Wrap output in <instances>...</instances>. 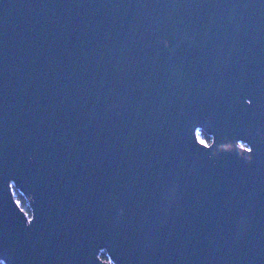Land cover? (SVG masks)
<instances>
[{
    "label": "water",
    "instance_id": "obj_1",
    "mask_svg": "<svg viewBox=\"0 0 264 264\" xmlns=\"http://www.w3.org/2000/svg\"><path fill=\"white\" fill-rule=\"evenodd\" d=\"M0 261L264 264V0H0Z\"/></svg>",
    "mask_w": 264,
    "mask_h": 264
},
{
    "label": "trees",
    "instance_id": "obj_2",
    "mask_svg": "<svg viewBox=\"0 0 264 264\" xmlns=\"http://www.w3.org/2000/svg\"><path fill=\"white\" fill-rule=\"evenodd\" d=\"M200 136L201 139H203L205 142H209L210 141V137L204 133L203 131L200 132ZM14 197L17 200L18 204L26 211L29 212L28 206H27V202L26 199L16 190H14ZM100 255H102L105 259L106 254L104 252H101Z\"/></svg>",
    "mask_w": 264,
    "mask_h": 264
},
{
    "label": "rangeland",
    "instance_id": "obj_3",
    "mask_svg": "<svg viewBox=\"0 0 264 264\" xmlns=\"http://www.w3.org/2000/svg\"><path fill=\"white\" fill-rule=\"evenodd\" d=\"M198 136L201 138L200 136V132L198 133ZM207 143V142H206ZM0 264H4L2 261H0Z\"/></svg>",
    "mask_w": 264,
    "mask_h": 264
},
{
    "label": "flooded vegetation",
    "instance_id": "obj_4",
    "mask_svg": "<svg viewBox=\"0 0 264 264\" xmlns=\"http://www.w3.org/2000/svg\"><path fill=\"white\" fill-rule=\"evenodd\" d=\"M209 136V135H208ZM210 137V136H209ZM208 143V142H207Z\"/></svg>",
    "mask_w": 264,
    "mask_h": 264
}]
</instances>
